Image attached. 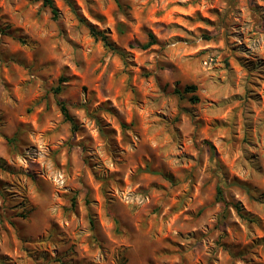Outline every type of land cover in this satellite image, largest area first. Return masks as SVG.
I'll list each match as a JSON object with an SVG mask.
<instances>
[{
	"label": "rangeland",
	"instance_id": "rangeland-1",
	"mask_svg": "<svg viewBox=\"0 0 264 264\" xmlns=\"http://www.w3.org/2000/svg\"><path fill=\"white\" fill-rule=\"evenodd\" d=\"M54 1L0 0V257L264 264V0Z\"/></svg>",
	"mask_w": 264,
	"mask_h": 264
},
{
	"label": "trees",
	"instance_id": "trees-1",
	"mask_svg": "<svg viewBox=\"0 0 264 264\" xmlns=\"http://www.w3.org/2000/svg\"><path fill=\"white\" fill-rule=\"evenodd\" d=\"M116 1H117L118 6L122 7L120 1L119 0H116ZM43 3H44V6H47V7H49L52 10V12H53V14L55 16H58V8H57L54 0H43ZM89 28H90L91 34L94 36V38L97 39V40L102 41L103 45L105 46V48L108 51L116 52V53L120 54L121 56L125 57V53L121 49H119L116 44H114L112 42V40L110 39V36L108 35V33L106 31L100 30L97 27L92 26V25H89ZM0 29H1V27H0ZM149 37H150L151 41L148 43L147 46H151V45L156 44L158 42L156 37H155V35L152 32L149 33ZM17 39L23 44H26V45L28 44V40L25 37H17ZM61 80L62 81H67V79H65V77H62ZM55 90H56V93L59 94V93L63 92L64 87L58 86ZM185 90L194 92L196 90V86L195 85H189V86H187L185 88ZM194 100L195 101H199V98L195 95L194 96ZM59 104L61 106V110H62V113L64 115V118L73 125L74 129H77L78 126L76 124V120L72 116V114L69 111L67 105L65 103H63V102H60ZM94 119L96 120V123L100 126L101 132L104 133L105 129L102 126L103 121L100 119V117H98L95 114H94ZM121 125H122L123 129L129 128V125H127L125 122H122ZM16 139H17L16 136L11 137V138L7 137V141H8V143L10 145L14 144ZM154 172H158V171H154ZM238 185L246 190V192H247V194L249 195L250 198L256 199L255 192L249 185L244 184V183H238ZM217 199L219 201H221V202H226V199H225V196H224V190H223L222 186H219L217 188ZM75 204H76V197H73L72 198V206H75ZM233 206L236 208L237 212L239 213V215L241 217H243V218H245L247 220H251L248 217V215L244 213V211H243L244 209L239 204H233ZM0 262H3L4 264H8L4 260V258H2V257H0Z\"/></svg>",
	"mask_w": 264,
	"mask_h": 264
}]
</instances>
